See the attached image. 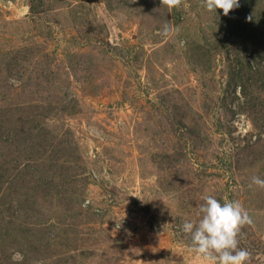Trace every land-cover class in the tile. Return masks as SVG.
I'll use <instances>...</instances> for the list:
<instances>
[{"label":"rangeland","instance_id":"374dc122","mask_svg":"<svg viewBox=\"0 0 264 264\" xmlns=\"http://www.w3.org/2000/svg\"><path fill=\"white\" fill-rule=\"evenodd\" d=\"M253 176L264 0H0V264H201L179 227L206 195L264 264Z\"/></svg>","mask_w":264,"mask_h":264},{"label":"clouds","instance_id":"9594fccd","mask_svg":"<svg viewBox=\"0 0 264 264\" xmlns=\"http://www.w3.org/2000/svg\"><path fill=\"white\" fill-rule=\"evenodd\" d=\"M177 2L169 0V3ZM203 6L216 16L218 9L226 16L239 7V0H203ZM168 30L166 26L164 31ZM251 184L264 188V179L253 176ZM195 216L194 220H184L179 231L188 237V251L201 264H247L250 253L239 247L238 236L242 226L251 224L252 219L240 201L206 195ZM13 259L22 261L23 256L16 252Z\"/></svg>","mask_w":264,"mask_h":264},{"label":"water","instance_id":"95a60500","mask_svg":"<svg viewBox=\"0 0 264 264\" xmlns=\"http://www.w3.org/2000/svg\"><path fill=\"white\" fill-rule=\"evenodd\" d=\"M114 192H115V190H114ZM116 194H117V197H119L120 199L122 198V199H124L125 198V196L124 195H122V194H119V193H117V192H115ZM128 198V197H127ZM126 200L127 199H125L123 202H126Z\"/></svg>","mask_w":264,"mask_h":264}]
</instances>
